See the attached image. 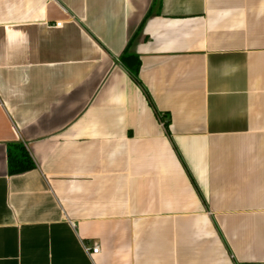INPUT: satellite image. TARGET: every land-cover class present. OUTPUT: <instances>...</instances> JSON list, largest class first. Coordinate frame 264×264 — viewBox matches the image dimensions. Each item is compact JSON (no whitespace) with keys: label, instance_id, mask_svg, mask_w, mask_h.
<instances>
[{"label":"crops","instance_id":"1","mask_svg":"<svg viewBox=\"0 0 264 264\" xmlns=\"http://www.w3.org/2000/svg\"><path fill=\"white\" fill-rule=\"evenodd\" d=\"M0 264H264V0H0Z\"/></svg>","mask_w":264,"mask_h":264},{"label":"trees","instance_id":"2","mask_svg":"<svg viewBox=\"0 0 264 264\" xmlns=\"http://www.w3.org/2000/svg\"><path fill=\"white\" fill-rule=\"evenodd\" d=\"M132 58L137 60V63L134 65L133 68H131L132 72L136 76V79L138 80V73L140 70V61L136 56H131ZM16 153L13 154V151L10 152V156L12 161L14 160L15 163L14 165H11V172L12 173H17V172H23L26 171L27 169L33 167V162L26 151L25 147L23 145H16Z\"/></svg>","mask_w":264,"mask_h":264},{"label":"built area","instance_id":"3","mask_svg":"<svg viewBox=\"0 0 264 264\" xmlns=\"http://www.w3.org/2000/svg\"><path fill=\"white\" fill-rule=\"evenodd\" d=\"M57 25H61V23H57ZM85 249L88 252L89 255L95 254L99 252V247L95 246L93 248L89 247L88 245H85Z\"/></svg>","mask_w":264,"mask_h":264}]
</instances>
